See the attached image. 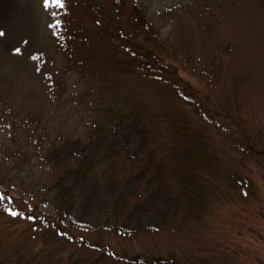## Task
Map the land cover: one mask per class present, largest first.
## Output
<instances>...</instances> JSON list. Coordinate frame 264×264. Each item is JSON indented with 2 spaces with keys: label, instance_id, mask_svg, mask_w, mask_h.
Here are the masks:
<instances>
[{
  "label": "rangeland",
  "instance_id": "obj_1",
  "mask_svg": "<svg viewBox=\"0 0 264 264\" xmlns=\"http://www.w3.org/2000/svg\"><path fill=\"white\" fill-rule=\"evenodd\" d=\"M190 1L179 0L165 15L164 52L181 65L168 76L171 84L153 85L119 69L114 54L88 64L107 69L106 76L129 80L131 90L157 115L161 140L169 138L175 118L195 128L215 171L201 174L195 190L202 187L201 195L181 189L177 172L167 167L171 194L180 203L160 230L128 236L74 228L40 203L33 208L25 195L1 182L14 172L16 180L27 183L47 178L36 157L29 152L26 162L11 169L0 154V264H264V0H213L216 5L209 11L201 9L199 0L184 6ZM62 9L45 7L44 0H0V148L8 147L9 136L18 131L8 121L19 109L55 117L71 104L58 110L57 91L52 101L46 99L40 61L42 54L55 53L53 65L74 64L75 56L70 59L60 49L51 27L58 24L63 33L66 18L63 34L72 37V19L82 10L72 0ZM175 74L196 92L198 109L174 97ZM215 102L224 109L212 110ZM70 114L69 122L78 112ZM244 178L249 184L242 191Z\"/></svg>",
  "mask_w": 264,
  "mask_h": 264
},
{
  "label": "trees",
  "instance_id": "obj_2",
  "mask_svg": "<svg viewBox=\"0 0 264 264\" xmlns=\"http://www.w3.org/2000/svg\"><path fill=\"white\" fill-rule=\"evenodd\" d=\"M199 1L202 10L209 11L216 5L213 0ZM72 2L82 10L72 19V37L64 35L68 27L66 18L61 21L64 34L58 24L51 28L60 49L70 59L75 56L74 64L53 65L58 59L55 53L40 56L46 99L52 101L57 91L62 103L58 110L67 101L71 104L65 113L55 117L19 109L8 121L18 131L9 136L8 147L0 148V154L13 165L11 169L20 167L26 162L25 156L32 153L47 178L27 183L16 180L18 173L14 172L12 179L1 182L16 189L22 197L25 195L33 208L40 203L74 228L115 231L128 236L158 231L178 212L180 203L177 195L171 194L167 167L177 172L181 189L199 196L203 188L195 190L201 186V174L215 172L206 158L210 156L204 153L202 138L195 128L183 119L172 118L174 128L169 138L161 140L154 124L157 115L131 90L129 80L106 76L107 69L95 68L88 61L95 63L114 54L119 69L138 74L153 85H169L168 76L181 65L164 52L168 34L163 33V27L165 15L177 7L179 0ZM110 58L108 64L113 61ZM69 69L74 70L75 76ZM174 78V97L194 103L198 109L200 102L192 86L181 76L175 74ZM64 94L68 96L65 101ZM48 104L47 101L44 104L45 111ZM210 107L215 111L224 109L217 102ZM72 109L78 115L69 122ZM164 116L166 121L170 120ZM24 142L32 148L24 147ZM246 146L254 151L247 141ZM242 181L245 191L249 179ZM39 193L44 194L40 199L36 197ZM14 204L18 208L16 201ZM43 218L47 219L45 215Z\"/></svg>",
  "mask_w": 264,
  "mask_h": 264
},
{
  "label": "snow or ice",
  "instance_id": "obj_3",
  "mask_svg": "<svg viewBox=\"0 0 264 264\" xmlns=\"http://www.w3.org/2000/svg\"><path fill=\"white\" fill-rule=\"evenodd\" d=\"M44 4H45V7H48V6H54V7H57V8H63L65 5H64V0H44ZM53 15L55 16L56 13L54 12ZM54 27H58V25L54 26ZM4 33L3 32H0V36H3ZM16 52H19L20 49L17 48L15 49ZM3 197H0V200H2ZM11 215L13 216H17L19 215V213H16V212H11L10 213ZM28 219H33L32 217H28Z\"/></svg>",
  "mask_w": 264,
  "mask_h": 264
}]
</instances>
